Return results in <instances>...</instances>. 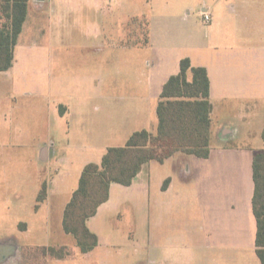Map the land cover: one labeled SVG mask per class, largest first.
I'll list each match as a JSON object with an SVG mask.
<instances>
[{
    "label": "crops",
    "instance_id": "obj_1",
    "mask_svg": "<svg viewBox=\"0 0 264 264\" xmlns=\"http://www.w3.org/2000/svg\"><path fill=\"white\" fill-rule=\"evenodd\" d=\"M147 8L150 14L135 0H29L12 65L0 70V147L3 153H25L30 164L17 183L23 195L16 202L23 219L18 231L29 232V217L37 214L49 225L62 212L63 221L86 164L101 163L108 148L124 146L135 131L156 130L163 87L189 57L210 79L209 157L177 152L163 163H145L128 186L113 182L108 200L87 221L98 245L87 253L73 245L89 261L101 258L118 235L102 229L108 214L120 216L126 204L147 198L150 188V208H167L168 214L180 209L179 197L191 193L196 264H262L252 198L254 154L264 148V0H150ZM206 9L213 19L200 30L193 15L202 17ZM145 15L147 42H125L133 37L131 19ZM219 119L227 123L217 134ZM8 171L3 176L10 185L16 181ZM127 190L133 193L125 195ZM178 235L168 230L166 244H150L153 258L179 261L177 244L170 241ZM136 236L129 231L127 238ZM25 241L0 244V264L27 247Z\"/></svg>",
    "mask_w": 264,
    "mask_h": 264
},
{
    "label": "trees",
    "instance_id": "obj_2",
    "mask_svg": "<svg viewBox=\"0 0 264 264\" xmlns=\"http://www.w3.org/2000/svg\"><path fill=\"white\" fill-rule=\"evenodd\" d=\"M29 0H3L5 21L0 26V70L13 62L14 48L28 12ZM147 42V40H145ZM210 79L207 69L192 65L189 57L180 62V71L165 83L157 106L158 124L154 132L135 131L124 146L110 147L101 163L85 165L78 187L66 204L62 226L70 234L82 253L98 245V236L87 224L98 207L108 200L110 185L115 182L132 184L142 166L150 160L163 163L177 152L207 158L211 144ZM264 141V128L262 132ZM254 194L253 212L257 222L256 252L264 264V148L257 150L253 160ZM170 178L162 188L166 189ZM45 186L38 200L45 198ZM56 259L70 255L67 246L43 249Z\"/></svg>",
    "mask_w": 264,
    "mask_h": 264
},
{
    "label": "rangeland",
    "instance_id": "obj_3",
    "mask_svg": "<svg viewBox=\"0 0 264 264\" xmlns=\"http://www.w3.org/2000/svg\"><path fill=\"white\" fill-rule=\"evenodd\" d=\"M114 1V0H113ZM138 6L146 9L145 12L150 14V0H135ZM155 1V0H151ZM148 17L136 16L133 17L130 27H128L130 36L125 42L134 43L139 42L142 44L148 39ZM213 19V18H212ZM193 22L197 24L198 29H206V26L211 22L206 23L201 16L197 13L193 15ZM130 39H132L130 41ZM230 115V114H228ZM219 123L216 124L215 133L220 134L225 128L227 122H223L219 119ZM224 126V127H222ZM232 122H230L231 129L235 128ZM229 127V128H230ZM219 132V133H218ZM232 140H237L236 138ZM4 139L0 138V142ZM3 153L0 147V244L5 241L12 240L15 244L19 240L20 242L26 240V246L15 256L11 258L7 264H162V261L157 258H153L150 254V244H166L168 230H175L178 233V237H173L171 242H175L174 247L177 248V252L180 255V259L174 264H196L195 261V249L191 235L194 229H197L196 212L194 198L186 195L178 198V205L180 209H176L174 214H168V209L163 208L160 210L158 207L150 208V188L149 198H144L142 201L139 199L131 201V205L126 204L128 209H123L122 214L118 216L116 213L108 214L111 216L103 223V231L107 234L112 232L111 230H117L118 235L115 236V240L109 248H103V256L96 260L89 261L87 258L82 257L80 252L75 250L73 237H67L63 232L62 227V212L60 217H54L51 219V223L47 225L44 214H37L35 217H29L30 220H34L32 229L26 233H19L18 224L19 217L22 215L21 210L17 207L19 197L18 184L21 182L22 174L23 180L29 173V169L26 165H30L28 162V155L25 153L17 154L18 151H8ZM160 167V166H158ZM9 169L8 174L12 182L8 185V182L4 178V171ZM156 172V171H155ZM155 172L151 169L152 177H155ZM150 175V170H149ZM153 189V188H152ZM132 194V190L123 191ZM114 195V194H113ZM135 197L143 198L141 191L135 192ZM149 200V201H148ZM144 204V205H143ZM28 205V209H29ZM188 212V216L186 214ZM25 218H27L25 216ZM34 218V219H33ZM112 218L111 221H109ZM170 226V227H169ZM160 231L159 233L156 231ZM137 231L135 238L128 239V232ZM154 231V233H153ZM152 233V238L148 234ZM145 234L144 238H140ZM140 236V237H139ZM67 246L70 249V255L65 260H52L56 259L49 254H44L43 249L51 246ZM16 246V245H14Z\"/></svg>",
    "mask_w": 264,
    "mask_h": 264
},
{
    "label": "built area",
    "instance_id": "obj_4",
    "mask_svg": "<svg viewBox=\"0 0 264 264\" xmlns=\"http://www.w3.org/2000/svg\"><path fill=\"white\" fill-rule=\"evenodd\" d=\"M201 15H202V18L203 20L206 22V23H209L212 21V13L210 10H203L201 11Z\"/></svg>",
    "mask_w": 264,
    "mask_h": 264
},
{
    "label": "flooded vegetation",
    "instance_id": "obj_5",
    "mask_svg": "<svg viewBox=\"0 0 264 264\" xmlns=\"http://www.w3.org/2000/svg\"><path fill=\"white\" fill-rule=\"evenodd\" d=\"M12 242V240H9V241H5V242H3L2 244H7V243H11ZM15 256L16 255H13V256H11L9 259H11V258H15Z\"/></svg>",
    "mask_w": 264,
    "mask_h": 264
}]
</instances>
